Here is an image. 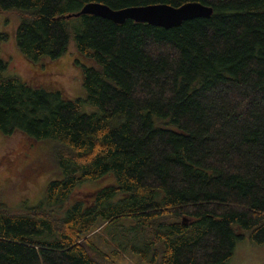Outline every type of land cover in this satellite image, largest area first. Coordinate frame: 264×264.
<instances>
[{
    "label": "trees",
    "instance_id": "trees-1",
    "mask_svg": "<svg viewBox=\"0 0 264 264\" xmlns=\"http://www.w3.org/2000/svg\"><path fill=\"white\" fill-rule=\"evenodd\" d=\"M88 3L212 13L168 29L67 18ZM4 13L29 63L72 55L84 96L7 75L0 51V132L53 144L57 168L36 205L0 201V264H116L93 237L108 226L109 253L143 264H228L237 241L264 244V0H0Z\"/></svg>",
    "mask_w": 264,
    "mask_h": 264
},
{
    "label": "rangeland",
    "instance_id": "rangeland-1",
    "mask_svg": "<svg viewBox=\"0 0 264 264\" xmlns=\"http://www.w3.org/2000/svg\"><path fill=\"white\" fill-rule=\"evenodd\" d=\"M18 19L10 14H0V51L7 63V75H15L25 82L36 83L49 90L60 91L66 99H82L80 71L72 61V55L65 54L58 60H41L37 64L29 63L18 51L15 42V30ZM54 145L32 141L23 134H2L0 132V201L7 207L34 206L43 197L46 184L56 177ZM57 149H55L56 152ZM113 181L112 177L86 183L76 188L74 198L85 197L93 190L102 188ZM117 234V229L108 226L104 240L99 233L94 237L98 248L108 253L116 264H143L131 253H109L120 239L115 236L109 242L108 236ZM90 237H92L90 235ZM109 242V243H108ZM228 264H264V244H255L249 240L237 241L232 258Z\"/></svg>",
    "mask_w": 264,
    "mask_h": 264
},
{
    "label": "water",
    "instance_id": "water-1",
    "mask_svg": "<svg viewBox=\"0 0 264 264\" xmlns=\"http://www.w3.org/2000/svg\"><path fill=\"white\" fill-rule=\"evenodd\" d=\"M211 13V8L199 3H187L177 8L165 4H156L121 10H113L100 3H88L78 12L68 15L67 18L78 17L80 15H94L116 24H122L126 20H131L137 23H147L152 26L168 29L179 26L183 21L195 18H208Z\"/></svg>",
    "mask_w": 264,
    "mask_h": 264
}]
</instances>
